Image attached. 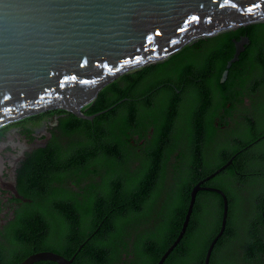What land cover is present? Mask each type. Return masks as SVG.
Instances as JSON below:
<instances>
[{
	"label": "trees",
	"instance_id": "trees-1",
	"mask_svg": "<svg viewBox=\"0 0 264 264\" xmlns=\"http://www.w3.org/2000/svg\"><path fill=\"white\" fill-rule=\"evenodd\" d=\"M241 36L248 43L221 81ZM81 109L106 110L90 120L59 109L28 116L58 115L46 144L18 168L24 200L0 229V264L44 250L74 254L71 264H156L179 232L191 188L230 158L202 182L228 202L208 264H264V161L245 149L249 116L264 124V21L132 69ZM222 208L220 194L198 190L162 264H203Z\"/></svg>",
	"mask_w": 264,
	"mask_h": 264
},
{
	"label": "water",
	"instance_id": "water-1",
	"mask_svg": "<svg viewBox=\"0 0 264 264\" xmlns=\"http://www.w3.org/2000/svg\"><path fill=\"white\" fill-rule=\"evenodd\" d=\"M264 19V0H0V126L49 111L64 110L92 119L82 107L118 76L156 62L183 46L219 32ZM235 49L223 71L238 59L248 37L233 40ZM43 146V145H42ZM199 180L176 238L156 264H162L185 232L198 190L222 197L218 232L203 264L225 228V193ZM53 251H37L18 264L52 260L71 264Z\"/></svg>",
	"mask_w": 264,
	"mask_h": 264
},
{
	"label": "flooded vegetation",
	"instance_id": "flooded-vegetation-1",
	"mask_svg": "<svg viewBox=\"0 0 264 264\" xmlns=\"http://www.w3.org/2000/svg\"><path fill=\"white\" fill-rule=\"evenodd\" d=\"M262 21H264V19ZM208 38L209 37L202 39ZM197 41L198 39L183 46L175 53ZM245 100L251 110V103H249L247 99ZM57 117L58 115L56 114H44L37 118V120L31 117H25L18 121L9 122L0 126V229L13 218L15 209L20 206L18 202L24 200L22 194L17 189V176L18 168L21 162L26 158V152L46 144L48 138L51 136L49 128L51 125H56ZM249 118H251V120L247 122L249 128V132H247L249 134V141L245 145L246 155L254 161L262 162L264 161V157L262 158L264 154V124L259 125L253 117L249 116ZM155 128L156 126L153 123L149 126V135L155 132ZM4 139H8L9 141L4 142ZM142 141H144V139L139 141L140 145H142ZM228 161L230 163L231 158L227 160V162ZM166 166H170V164Z\"/></svg>",
	"mask_w": 264,
	"mask_h": 264
},
{
	"label": "rangeland",
	"instance_id": "rangeland-1",
	"mask_svg": "<svg viewBox=\"0 0 264 264\" xmlns=\"http://www.w3.org/2000/svg\"><path fill=\"white\" fill-rule=\"evenodd\" d=\"M260 21H262V20H260ZM11 140H12V139H11ZM11 140H10V141H11ZM3 141H4V142H8L9 140H8V139H4Z\"/></svg>",
	"mask_w": 264,
	"mask_h": 264
},
{
	"label": "bare ground",
	"instance_id": "bare-ground-1",
	"mask_svg": "<svg viewBox=\"0 0 264 264\" xmlns=\"http://www.w3.org/2000/svg\"><path fill=\"white\" fill-rule=\"evenodd\" d=\"M42 162V161H41Z\"/></svg>",
	"mask_w": 264,
	"mask_h": 264
}]
</instances>
